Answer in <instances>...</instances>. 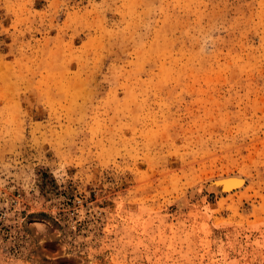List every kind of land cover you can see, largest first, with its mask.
Segmentation results:
<instances>
[{
    "label": "rangeland",
    "instance_id": "rangeland-1",
    "mask_svg": "<svg viewBox=\"0 0 264 264\" xmlns=\"http://www.w3.org/2000/svg\"><path fill=\"white\" fill-rule=\"evenodd\" d=\"M0 264H264V0H0Z\"/></svg>",
    "mask_w": 264,
    "mask_h": 264
},
{
    "label": "bare ground",
    "instance_id": "bare-ground-1",
    "mask_svg": "<svg viewBox=\"0 0 264 264\" xmlns=\"http://www.w3.org/2000/svg\"><path fill=\"white\" fill-rule=\"evenodd\" d=\"M240 179V178H239ZM238 178H236V177H233V178H225L224 179V182L222 181L223 179H221V180H219L218 181V186L217 187H219L220 189H222L223 188V190H221V191H219V192H223V193H232L233 192V190H235V189H237L238 188V190L240 189V186L242 187L243 186V182H239L240 180H239ZM222 181V182H221ZM219 182H221V183H219ZM215 186V185H214Z\"/></svg>",
    "mask_w": 264,
    "mask_h": 264
}]
</instances>
